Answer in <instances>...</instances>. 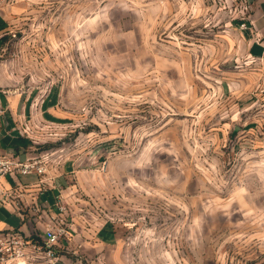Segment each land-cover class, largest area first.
I'll return each instance as SVG.
<instances>
[{
    "label": "rangeland",
    "instance_id": "obj_1",
    "mask_svg": "<svg viewBox=\"0 0 264 264\" xmlns=\"http://www.w3.org/2000/svg\"><path fill=\"white\" fill-rule=\"evenodd\" d=\"M8 1L5 89L30 94L36 155L72 170L56 264H264V106L226 9Z\"/></svg>",
    "mask_w": 264,
    "mask_h": 264
},
{
    "label": "built area",
    "instance_id": "obj_2",
    "mask_svg": "<svg viewBox=\"0 0 264 264\" xmlns=\"http://www.w3.org/2000/svg\"><path fill=\"white\" fill-rule=\"evenodd\" d=\"M157 4L185 6L191 12L193 7L202 6L208 9L209 3L218 10L226 9L230 21L238 31H246L251 40L259 42L254 20L251 13V4L247 0H142ZM222 5L221 7H219ZM248 62H253V58ZM0 90V124L5 117L7 106L1 102ZM24 134L30 132L29 126L23 124ZM28 135V134H27ZM30 136V135H29ZM49 157L48 153H40L25 160L15 155L0 151V207L11 205L17 214L24 220L25 214L33 215V220H40L42 215L45 222L42 225V234L30 235L18 227L0 230V264H56L58 252L72 236V228L68 221V204L59 193L55 195L49 209L41 203L28 201L30 184L19 181V176L35 174L38 179L35 183L37 195H41L48 180H52L50 171L59 165ZM6 183V184H5ZM30 194V195H29Z\"/></svg>",
    "mask_w": 264,
    "mask_h": 264
},
{
    "label": "crops",
    "instance_id": "obj_3",
    "mask_svg": "<svg viewBox=\"0 0 264 264\" xmlns=\"http://www.w3.org/2000/svg\"><path fill=\"white\" fill-rule=\"evenodd\" d=\"M251 4V13L254 20V25L256 28L257 36L259 37V42H254L251 40V35L246 31H239L241 43L244 48L243 58L245 63L250 65L249 81L257 86L254 89V99L256 101L260 100L263 102L264 106V85H261V81H264V0H247ZM15 1H8L7 3L2 4L0 0V39L3 34L7 33V29L13 20V15L16 11V6L13 4ZM4 36V35H3ZM1 41V40H0ZM253 58V62L249 59ZM12 81L10 78L6 77L0 67V90H4L5 93H1V102L7 106L5 112V117L2 119L0 124V151L10 153L15 155L20 160H25L27 158L33 157L36 155L34 144L37 142L34 140V137L24 134L22 126L25 123L26 117H31L32 113L36 111V107L32 105L31 100L29 99L30 94L28 92H10L6 90L5 86L10 85ZM260 86V87H259ZM259 87V88H258ZM53 103L51 100L46 98L41 106H44V109L47 113L53 112ZM27 115V116H26ZM27 124V123H26ZM22 138L24 140L17 142L15 137ZM69 165L66 163H59L56 167H53L50 171L52 180L47 181V185L44 186L43 192L41 195H37L35 183L38 179V176L35 174L19 176L24 177V182L22 183L30 184V196H27L26 199L30 201H35L41 203L44 206H48L53 202L55 195L61 194L65 202L69 203V197L66 194L64 189L66 178L68 174L72 172L69 169ZM6 184V183H5ZM13 210L16 217H18L19 223L17 225H11L8 222L9 211ZM24 220L17 214L16 210L9 204L2 205L0 207V230L7 229L11 227H18L23 230L25 233L30 235L42 234V225L45 222V217L42 215L40 220L36 218L33 220V215L25 214L23 217Z\"/></svg>",
    "mask_w": 264,
    "mask_h": 264
}]
</instances>
